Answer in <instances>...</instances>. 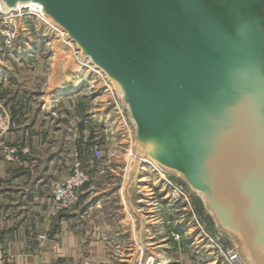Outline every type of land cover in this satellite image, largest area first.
<instances>
[{
    "label": "water",
    "instance_id": "water-1",
    "mask_svg": "<svg viewBox=\"0 0 264 264\" xmlns=\"http://www.w3.org/2000/svg\"><path fill=\"white\" fill-rule=\"evenodd\" d=\"M0 2L40 3L121 88L137 161L178 175L264 264V0Z\"/></svg>",
    "mask_w": 264,
    "mask_h": 264
},
{
    "label": "rangeland",
    "instance_id": "rangeland-1",
    "mask_svg": "<svg viewBox=\"0 0 264 264\" xmlns=\"http://www.w3.org/2000/svg\"><path fill=\"white\" fill-rule=\"evenodd\" d=\"M15 31L16 43L33 39L37 47L42 46L39 55V87L36 88V94L41 95V106L44 100L49 101L51 98L46 92L68 75L70 77L61 83L69 88L59 89L61 91L57 94L51 92L53 99L57 100L61 93L68 91L75 83L87 87V81H90L93 87L91 91L86 89L85 92H91L87 98L95 95L99 102L103 100L107 108L115 105L114 98L119 95V104L122 105L119 92L114 88V95L106 92L104 82L95 78L96 73H83L81 78L72 79L73 74L79 73L85 66L80 61L84 63L85 60L81 59L76 44L67 45L66 39L57 35V30L34 17H6L0 20L1 41L5 40L8 32ZM28 31L32 35L26 34ZM17 73L27 74L28 71L25 66H21ZM24 78L27 79V76L24 75ZM67 106L69 109L66 111L72 112L74 105L68 102ZM125 117L127 126L124 131L119 132L114 128L116 136H110L108 131L105 157L95 166L91 181L82 188L78 206L71 209L77 208L79 215L81 206L87 205L89 208V213L83 218L78 216L73 221L75 232L82 236L81 246L73 245L71 249L74 251L66 256L63 240L57 238L51 241L53 252L59 259L58 264H226L219 250L213 246L239 249L240 240L218 228L202 199L178 175L164 169L169 173L172 183L182 186L185 193L177 202H171L166 197L169 187L160 180L156 169L148 165L146 170H139L143 166L129 154L130 139L127 132H131L134 148L136 132L126 109ZM118 123L114 121L112 125L117 128ZM119 130H122V126ZM147 163L143 161L142 164ZM177 234L181 236L179 239L175 237ZM46 242L47 236L41 240L40 247L45 248ZM8 260L9 257L7 264Z\"/></svg>",
    "mask_w": 264,
    "mask_h": 264
},
{
    "label": "crops",
    "instance_id": "crops-1",
    "mask_svg": "<svg viewBox=\"0 0 264 264\" xmlns=\"http://www.w3.org/2000/svg\"><path fill=\"white\" fill-rule=\"evenodd\" d=\"M33 41L15 42L12 49L0 51V102L18 123L16 129L4 133L0 140L8 146L29 150L21 154L20 161L14 162L5 161L0 150V238L9 252L8 264H58L59 259L51 247V241L57 238L63 240L66 256L74 251L73 245L81 246L82 236L75 232L73 221L78 216L83 218L89 208L81 206L79 215L75 208L52 217V186L69 173L73 148L77 147L86 155L92 144L108 136L104 123L112 125L117 120L115 107L106 108L103 100L99 102L95 95L87 98L90 91L62 102L53 99L51 92L57 94L64 88L61 82L65 77L46 92L51 98L44 100L41 106V95L36 94V88L39 87L42 46L37 47ZM21 66H25L27 74L17 73ZM68 77L70 75L65 80ZM82 98L84 100H80ZM68 102L74 105L72 112L66 111ZM73 114L93 115L91 128L79 126V130L72 133ZM98 123L100 130L96 129ZM42 235L47 236L45 248L40 247Z\"/></svg>",
    "mask_w": 264,
    "mask_h": 264
},
{
    "label": "built area",
    "instance_id": "built-area-1",
    "mask_svg": "<svg viewBox=\"0 0 264 264\" xmlns=\"http://www.w3.org/2000/svg\"><path fill=\"white\" fill-rule=\"evenodd\" d=\"M31 5L35 6V9H31ZM39 10L38 13H35V11ZM39 14H43V7L40 3L32 2L30 4H25L22 6V8L18 9H12L9 12H5L2 9V5L0 2V20H4L6 17H19L24 19L29 18H36L39 22H44L47 25H49L50 28L57 30L55 24H50L49 22L45 21V19L41 18ZM44 15V14H43ZM61 33L59 30H57V35L61 38L66 37L67 45H70L69 41L70 39L67 37V34L64 30ZM26 34H31L30 31ZM16 37V31L15 32H8L6 34L5 40H3L0 43V51H5L6 49H12L15 45L14 38ZM32 41V40H30ZM77 47V46H76ZM82 65V63L80 61ZM100 75V76H99ZM95 78L98 80H102L104 82L105 90L106 92L114 93V89L111 88L109 85L111 82L108 80L107 77L96 73ZM85 78H83L82 81H84ZM85 82V81H84ZM87 89L91 91L92 84L90 81H87ZM114 95V94H113ZM115 97V96H114ZM120 96L116 95L114 98L113 105L116 109V121H119L117 128L114 127L115 125H109L104 123L105 131H110V136H116L115 131H124L127 126V121L125 117V108L119 104ZM94 116L88 115V116H76L74 115L70 120V131L72 133H75L78 131L79 126H83L84 128H91L93 122H94ZM99 124V123H98ZM96 129L100 130L101 125H96ZM122 126V130H119V127ZM18 127V123L14 121L11 117L10 110H8L1 102H0V137L6 133L7 131H10L12 129H16ZM131 132H127L128 138L130 139V148H129V154L130 156L137 159L135 153H134V146H133V138L130 134ZM131 136V137H130ZM109 139V135L105 138V140L102 141H96L94 144H92L89 149L87 150L86 155H82V153L77 149V147L73 148V154H72V164L69 173L63 177L62 179H58L52 186V199L53 204L52 208L50 210V215L52 217H56L61 212L71 210L73 207H75L81 197V190L82 188L88 184L92 177L95 170V166L98 164V162L102 161L105 157V148H106V142ZM0 150L2 151L3 158L7 162H14V161H20L21 160V154H26L29 152L27 147L19 148L18 146H8L4 142L0 140ZM140 163L143 162L140 160ZM158 169V168H157ZM156 171L160 175V180L165 184V186L169 187V191L167 192V198L172 202H177L181 197L185 196V193L183 191V187L179 185H175L172 183V181L169 179L167 173L162 167L160 168L163 172L161 174V170L158 169ZM199 225V224H198ZM200 226V225H199ZM177 239H179L181 236L180 234L175 235ZM209 239H211L212 242L214 240L208 236ZM45 238V235L41 236V240ZM217 250H219L221 258H224L227 262L226 264H246L242 261L240 258L238 251L235 247L231 248H224L221 245H215L213 246ZM9 257V252L4 246L2 245V241L0 238V264H7V259Z\"/></svg>",
    "mask_w": 264,
    "mask_h": 264
},
{
    "label": "bare ground",
    "instance_id": "bare-ground-1",
    "mask_svg": "<svg viewBox=\"0 0 264 264\" xmlns=\"http://www.w3.org/2000/svg\"><path fill=\"white\" fill-rule=\"evenodd\" d=\"M30 3H32V2H29V3H26V4H30ZM25 4H22V5H18V6H16L14 9H20V8H22V6H24ZM31 9H35V6H33V5H31V7H30ZM38 11L39 10H37L36 9V11H35V13H38ZM44 14V15H43ZM43 14H39L40 15V17L41 18H43V19H45V21H47V22H49L51 25L52 24H55L56 25V28H57V30H59L61 33L63 32L62 30H63V28L60 26V25H58L50 16H48V15H46L44 12H43ZM67 34V33H66ZM64 39H66V38H64ZM69 43H70V45H73V41L72 40H70L69 41ZM76 44V43H75ZM37 48V47H36ZM34 51V50H33ZM29 56V55H28ZM82 60H85V62H84V67L80 70V72L79 73H77V74H75V75H73L72 76V79H75V80H77V78L79 79V78H81V76L83 75V73H87V74H89V73H92V72H94V73H99V74H101V75H103V76H105V77H107V74L102 70V69H100L99 67H96V65L94 64V63H92L91 62V60H90V58H86V59H82ZM88 60V61H87ZM93 74V73H92ZM100 76V75H99ZM75 83V82H74ZM116 84V83H115ZM110 86H111V88H116V87H114V85L112 84V83H110L109 84ZM117 86H118V84H116ZM86 85L84 86L83 84H78L77 85V83H75V84H73V86L68 90V91H66L65 93H61V96L57 99V102H62V101H66V100H69V99H72V98H75V97H77V96H80V95H83V94H85L84 92H85V90H86ZM118 88H119V94L122 96V90H121V88L118 86ZM66 95H67V97H66ZM106 123V122H105ZM109 124V123H108ZM140 160L143 162V161H147L148 163L147 164H141L143 167L142 168H140L139 170H146L147 169V167H148V165H151V167H154L155 169H160L161 168V166L158 164V162L155 160V159H153L152 157H146V156H144V157H140ZM146 165V167H144ZM157 169V170H158ZM136 170V169H135ZM161 170V169H160ZM131 172V171H130ZM161 174H163V172H162V170H161ZM143 180H145L146 181V179H143ZM135 181V180H134ZM202 193V192H201ZM204 195V194H203ZM159 264H163V262H160ZM164 264H167V263H164Z\"/></svg>",
    "mask_w": 264,
    "mask_h": 264
},
{
    "label": "trees",
    "instance_id": "trees-1",
    "mask_svg": "<svg viewBox=\"0 0 264 264\" xmlns=\"http://www.w3.org/2000/svg\"><path fill=\"white\" fill-rule=\"evenodd\" d=\"M66 88H68V87H64V89H66ZM64 89H63V90H64Z\"/></svg>",
    "mask_w": 264,
    "mask_h": 264
}]
</instances>
